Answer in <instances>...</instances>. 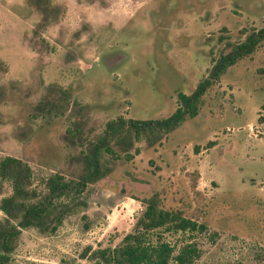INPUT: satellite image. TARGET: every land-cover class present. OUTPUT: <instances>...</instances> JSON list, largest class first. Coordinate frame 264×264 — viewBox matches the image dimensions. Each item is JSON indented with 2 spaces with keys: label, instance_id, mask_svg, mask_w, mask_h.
<instances>
[{
  "label": "rangeland",
  "instance_id": "obj_1",
  "mask_svg": "<svg viewBox=\"0 0 264 264\" xmlns=\"http://www.w3.org/2000/svg\"><path fill=\"white\" fill-rule=\"evenodd\" d=\"M262 25L264 0H0V157L26 162L35 190L52 172L76 178L107 119L167 116L177 92ZM262 66L264 38L158 140L110 138L108 171L57 198L53 230L22 228L7 264H94L82 249L117 243L152 193L205 224L158 229L175 250L195 242L192 264H264ZM10 188L0 178V197Z\"/></svg>",
  "mask_w": 264,
  "mask_h": 264
},
{
  "label": "trees",
  "instance_id": "obj_2",
  "mask_svg": "<svg viewBox=\"0 0 264 264\" xmlns=\"http://www.w3.org/2000/svg\"><path fill=\"white\" fill-rule=\"evenodd\" d=\"M264 38V25L252 29L244 38L231 44L228 51L219 54L198 80L189 93L177 92L175 107L170 114L157 119H132L117 115L105 121L102 134L82 154L83 172L76 178H65L58 172L49 173L42 178V188L30 187L31 169L21 159L3 155L0 157V178L10 181V193L0 197V264H7L8 254L14 248L20 230L34 226L39 230H53L61 218L62 210L56 203L57 198L71 190L78 192L86 182H94L103 176L108 168H102L100 154H113L109 140L116 144L130 146L132 140L149 132L158 140L176 127L185 118L196 115L201 97L226 68L242 56L250 53ZM264 73V66L258 68ZM264 108V102L261 104ZM138 148H134L137 153ZM125 159L131 157L128 152ZM143 210L135 219L133 227L124 233L112 246H85L80 255L94 264H192L199 255V248L193 241H185L175 247L160 240L158 229L188 233L205 229V224L187 217L178 209L163 208L159 197L152 193L142 198ZM55 222V223H54ZM42 264V263H35Z\"/></svg>",
  "mask_w": 264,
  "mask_h": 264
}]
</instances>
